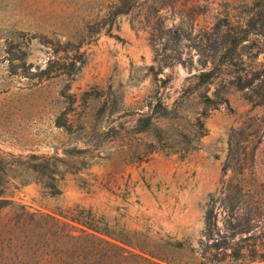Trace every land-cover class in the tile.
<instances>
[{
    "label": "rangeland",
    "instance_id": "1",
    "mask_svg": "<svg viewBox=\"0 0 264 264\" xmlns=\"http://www.w3.org/2000/svg\"><path fill=\"white\" fill-rule=\"evenodd\" d=\"M123 1L0 0V157L62 159L60 193L31 177L18 202L91 209L114 235L189 262L196 255L173 244L200 249L212 193L220 225L228 194L264 213V0ZM226 20L249 34L228 62L216 50ZM210 68L216 76L199 85ZM240 74L252 85L238 88ZM159 100L171 110L153 114L166 140L131 161L130 146L154 140L135 126ZM252 223L248 234L264 232L262 214Z\"/></svg>",
    "mask_w": 264,
    "mask_h": 264
},
{
    "label": "trees",
    "instance_id": "2",
    "mask_svg": "<svg viewBox=\"0 0 264 264\" xmlns=\"http://www.w3.org/2000/svg\"><path fill=\"white\" fill-rule=\"evenodd\" d=\"M228 26L225 33L217 32L216 36V40L220 41L216 50H222L225 62L230 60L229 54L237 51L249 38L246 28L242 27L241 32H237L231 22ZM261 74L260 70L256 71V78ZM195 76L199 85L211 83L216 76L215 68L204 69ZM253 80V77L244 80L240 74L235 85L245 89L252 85ZM154 113L169 117L171 110L159 100L152 114L138 118L135 133L153 134L154 140L150 144L139 142L130 146L126 153L129 160L147 161L150 154L160 149V144L166 140L158 135L161 130L155 125ZM191 148L187 145L185 153ZM61 161L59 156L33 153L22 165H17L8 164L0 157V264H246L264 260V232L248 234L257 227L253 225V220L261 214L264 217V213L242 211V196L237 193L228 194L221 200V213L226 212L222 225L219 224L220 211L216 210L221 196H217L218 191L210 195L200 249L189 248L182 242L173 244L196 255L192 261L184 263L166 255H155L141 243L114 235L97 223L91 209H81L78 213H49L34 210L14 198L15 189L26 185L31 177L35 181L45 180V186L53 194L60 193L57 181L64 176ZM223 172L226 173L225 167ZM242 234H248L243 238L248 240L246 245L235 242V238ZM196 251L199 253L196 254Z\"/></svg>",
    "mask_w": 264,
    "mask_h": 264
}]
</instances>
